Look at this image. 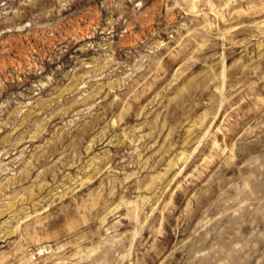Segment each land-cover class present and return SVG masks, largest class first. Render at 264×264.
Wrapping results in <instances>:
<instances>
[{"label": "rangeland", "instance_id": "374dc122", "mask_svg": "<svg viewBox=\"0 0 264 264\" xmlns=\"http://www.w3.org/2000/svg\"><path fill=\"white\" fill-rule=\"evenodd\" d=\"M0 264H264V0H0Z\"/></svg>", "mask_w": 264, "mask_h": 264}]
</instances>
